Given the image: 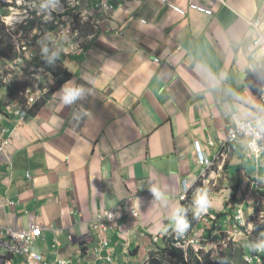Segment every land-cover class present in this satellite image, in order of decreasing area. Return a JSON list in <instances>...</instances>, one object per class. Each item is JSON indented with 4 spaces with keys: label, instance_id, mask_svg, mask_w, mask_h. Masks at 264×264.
<instances>
[{
    "label": "crops",
    "instance_id": "1",
    "mask_svg": "<svg viewBox=\"0 0 264 264\" xmlns=\"http://www.w3.org/2000/svg\"><path fill=\"white\" fill-rule=\"evenodd\" d=\"M96 17V34L64 61L71 78L34 113H0V228L45 225L34 244L45 258H90L78 243L90 219L125 199L138 215L110 231L114 254L159 239L205 167L195 141L215 159L232 115L251 120L262 108L264 56L246 47L251 20L264 30V0H125ZM66 89L81 91L65 102ZM223 151L213 169L244 195L249 217L264 187L245 162L262 159L245 154L244 139Z\"/></svg>",
    "mask_w": 264,
    "mask_h": 264
},
{
    "label": "rangeland",
    "instance_id": "2",
    "mask_svg": "<svg viewBox=\"0 0 264 264\" xmlns=\"http://www.w3.org/2000/svg\"><path fill=\"white\" fill-rule=\"evenodd\" d=\"M79 0H74V3ZM73 8L71 0H0V27L1 22L5 26L11 27L13 30L17 28L20 24H27L26 20H34L36 17H43V21L55 19L57 24V30L53 36L49 35L47 38L40 37L42 40L52 42V38L55 39L53 42L52 51L48 52V47L40 48L41 45L35 47V43L32 40H29L35 34H38L39 31L35 27L30 30H19L18 36L26 35L28 39L18 38V36H11L12 42L18 50L19 55L24 53L25 56L31 58L32 56H37L36 63L44 64V68H39L30 61L25 60H15V61H6L0 58V81L7 82L11 81L16 77H29V82H33V79H36L37 82H33L32 88L26 90L27 94L32 96L41 97L49 90V88L55 84L57 77H54L52 74L53 71H60L64 68L63 61H66L67 55L79 49V46L86 44L93 36L94 23L92 20H88V17L81 15V13H76L78 15V21H76V29L72 23L73 16L71 13L67 14L70 9ZM73 27V28H72ZM29 40V41H28ZM52 53V54H50ZM22 69H27V72H24ZM59 77V76H58ZM6 93L5 88L0 87V98H4ZM247 152L245 151V154ZM246 163L244 169L247 172H250L259 179L264 178V158H262L260 164L255 162ZM253 163V168L251 164ZM240 164V163H239ZM240 166H233L231 168V177L233 181H236L239 178ZM210 175L204 176L200 179V184L195 188L196 191H203V194H207L208 205L207 209L222 210L226 205L227 200L231 196L232 184L227 178V174L224 172V169L217 172V170L212 169ZM217 172V173H214ZM214 189V190H213ZM215 189H220L216 191ZM254 195L253 206L257 205V197L259 195ZM243 194H237L238 203L239 200L242 202ZM262 199V198H261ZM198 207V206H197ZM206 209V210H207ZM258 211H253L251 215L259 214L258 221L264 222V207L258 206ZM199 210V208H198ZM201 211V210H200ZM205 211H202L204 213ZM251 215L247 217V214L244 213L245 218V227L250 231L253 228V222L250 219ZM247 217V218H246ZM227 236L221 242L226 246L229 241L244 243L245 234L243 232H236L235 228L228 225L227 227ZM202 228L196 231V236L193 238V243L195 244V250L203 247L204 251L211 250V255H216L220 251L219 240L216 238L215 233L212 234L210 238L201 237ZM218 233V232H217ZM196 238H199V241H196ZM140 246L139 252L135 254H123L120 258L119 255H114L113 264H141L143 260L148 255V251L155 247V243L149 238H145L144 241L138 243ZM135 246H132L131 249H134Z\"/></svg>",
    "mask_w": 264,
    "mask_h": 264
},
{
    "label": "trees",
    "instance_id": "3",
    "mask_svg": "<svg viewBox=\"0 0 264 264\" xmlns=\"http://www.w3.org/2000/svg\"><path fill=\"white\" fill-rule=\"evenodd\" d=\"M69 13L73 16L72 23L74 27L77 28V11L72 8L67 12V14ZM25 22L27 24H20L17 28H14V30L1 22V59L13 61L18 58V52L12 42L11 36H18L19 30H28L25 33L27 34L36 27L41 34H47L48 32H53L57 28L55 19H46L43 21V17H36L32 21L26 20ZM25 37L26 35L18 36V38L21 39ZM36 60L37 57H32L27 61H30L29 63H33L36 66H41L39 63H36ZM22 70L27 72V69ZM53 74L57 77L55 84L49 88L45 95L32 104L29 109L30 113H34L41 108L50 98L51 94L71 77V73L66 68H64L62 76L60 77H58L60 74L58 71L53 72ZM28 79V76L23 78L16 77L11 80V83L8 82L6 84L0 81V86L9 88L5 101L0 99V110H2V106L7 103L17 102L21 107L26 106L27 97L25 92H20L24 91L28 86H33V82H36V79H33V82L30 83V79ZM198 184H200L199 179L195 183V187L190 189L186 197L181 200L180 209L177 213V215H181L186 219L188 227L181 231L174 225L155 243V247L148 251V255L141 264H264V222L260 223L258 221V213L251 215L250 219L253 222V228L248 231L245 225L240 224L235 218L239 208L237 187L232 186L231 196L222 210L212 209L207 214L202 215L201 211L194 209L196 200L199 196L203 195V191H194ZM257 208L255 211H258ZM229 224L245 234L244 243L241 244L240 242L229 241L228 244L224 246L221 241L227 236L226 232ZM200 228H202L203 237L206 238H210L212 234L216 232L215 236L219 240L220 245V251L216 255H211V250L204 251V249H202L203 247L195 250L192 243L184 247L185 242L192 239L195 232ZM136 250L137 248H134L131 254H135ZM246 257L251 258V261H248Z\"/></svg>",
    "mask_w": 264,
    "mask_h": 264
},
{
    "label": "built area",
    "instance_id": "4",
    "mask_svg": "<svg viewBox=\"0 0 264 264\" xmlns=\"http://www.w3.org/2000/svg\"><path fill=\"white\" fill-rule=\"evenodd\" d=\"M97 5L101 9L111 10L113 8L109 0H98ZM79 3V2H76ZM254 30V36L247 45L248 51L258 50L264 56V30L260 21L254 19L249 22ZM257 89L261 97L262 108L260 113L251 120L240 119L236 113L232 115L233 123L227 129V136L220 142L221 148L226 145H237L241 139L245 140L248 157H252L256 162L264 156V77L255 71ZM209 145H214L213 140H209ZM254 145V147H253ZM195 149L198 155V162L205 165L203 173L214 161L206 158L201 151V145L195 141ZM264 183V179H262ZM123 209L125 211H123ZM128 213L136 216L137 210L130 201L111 209L99 212L88 224V229L82 234L80 241L91 255V259L78 258L75 261L69 258L55 257L45 258L41 252L35 249V241L42 236L47 227L35 222L30 218L26 227L14 229L7 227L0 230V264H14V260L21 261L22 264H111L112 251L109 245V230L117 225V219L121 214ZM235 218L239 223H243L242 210H238ZM193 241V240H191ZM127 246V242L123 244ZM82 253V250H79Z\"/></svg>",
    "mask_w": 264,
    "mask_h": 264
},
{
    "label": "clouds",
    "instance_id": "5",
    "mask_svg": "<svg viewBox=\"0 0 264 264\" xmlns=\"http://www.w3.org/2000/svg\"><path fill=\"white\" fill-rule=\"evenodd\" d=\"M117 1H125V0H117ZM117 1L116 0H109V2L112 4V6H113V8L111 9V10H103V9H101V8H99V6L97 5V3L99 2L98 0H79L78 2L79 3H74V0H71V4L73 5V9H75L76 11H77V13H81V15H83V16H86V17H88V20H92V22L94 23V31H93V35L94 34H96V30H95V28H96V26H97V23L99 22L98 21V18L96 17V15L98 14V13H102L103 15H105V16H110V14L115 10V8H116V6H117ZM252 21V20H251ZM58 27V26H57ZM73 28V27H72ZM76 29V28H75ZM57 30V28L53 31V32H48L47 34H41L40 32L38 33V34H35L34 36H32L29 40H32L34 43H35V47L37 46V45H41L40 46V48H45V47H48V52L50 51V49H51V51H52V49H53V42H54V40L55 39H51L52 40V42H48L47 41V39L44 41V40H42V38H44V37H48L49 35H51V36H53V34L55 33V31ZM39 31V30H38ZM37 35V36H36ZM27 37V36H26ZM22 38L21 40H23V39H28V38ZM40 37H42L41 39H40ZM28 40V41H29ZM85 45V44H84ZM84 45H82V46H79V49H81L82 50V47H84ZM16 48V47H15ZM16 50H17V48H16ZM17 52H18V50H17ZM68 56H69V54L67 55V58H68ZM32 57H37V56H32ZM31 57V58H32ZM31 58H29V57H27V56H25L24 55V53H21V55H19V53H18V58H16V59H14L13 61H15V60H25V61H27V60H29V59H31ZM38 58V57H37ZM63 63H64V61H63ZM41 66H38L39 68H44V64H40ZM64 68H66L65 66H64ZM64 68L62 69V70H60V71H58L60 74H59V77L60 76H62V71L64 70ZM67 69V68H66ZM68 70V69H67ZM69 71V70H68ZM53 72H56V71H53ZM52 72V73H53ZM70 72V71H69ZM71 73V72H70ZM53 76H54V74H52ZM1 76V75H0ZM55 77V76H54ZM71 78V77H70ZM69 78V79H70ZM68 79V80H69ZM67 80V81H68ZM8 82H10L11 83V81H7V82H3V83H8ZM36 82H37V80H36ZM35 82V83H36ZM66 82V81H65ZM64 82V83H65ZM63 83V84H64ZM63 84H61V86L63 85ZM60 86V87H61ZM1 88H5L6 89V93H5V96H4V98H0V99H2V100H4L5 101V99H6V95L8 94V87H5V86H0ZM59 87V88H60ZM30 88H32V86H28V87H26L25 88V90L24 91H21L20 93H23V92H25V95H26V97H27V102H26V106H24V107H21L17 102H15V103H7V104H4L3 106H2V110H0V113H2L3 111H4V109L6 108V107H15V112L18 114V115H21V116H23V115H28L30 112V107L32 106V104L36 101V100H38L40 97H36V96H32V95H30V94H27L26 93V90L28 89H30ZM58 88V89H59ZM58 89H56L54 92H56ZM80 91H81V89H66V94H65V96H64V99H65V102H70L72 99H74L76 96H78L79 94H80ZM29 93H30V90L28 91ZM53 92V93H54ZM53 93L51 94V96L53 95ZM50 96V97H51ZM42 97V96H41ZM50 99V98H49ZM47 102V101H46ZM17 108V109H16ZM6 112V111H5ZM199 142V141H198ZM200 143V142H199ZM214 144H215V141H214ZM194 145H195V143H194ZM226 146H231V148H234L236 145H231V144H229V145H226ZM226 146L225 147H223V148H221V152L218 154V155H216V157H215V159L213 158V159H211V160H213L214 161V163L209 167V168H207L206 170H205V173H203V170H202V173H201V175H200V177L198 178L199 180L200 179H202V178H204V176H206L207 174H208V171L210 170V169H213V168H216V163L218 162V158L219 157H221V156H223L224 155V148H226ZM253 147H254V145H253ZM245 148H246V152H247V147H246V144H245ZM3 149V145H0V150H2ZM196 150V149H195ZM197 153V152H196ZM246 155H247V153H246ZM198 156V155H197ZM248 156V155H247ZM264 157V156H263ZM263 157H261L260 159H259V161L263 158ZM259 161H258V163H259ZM204 168H206V167H204ZM262 179H264V178H262ZM262 179H259V180H257L256 182H257V185H259V186H261V187H264V183L262 182ZM197 182V181H196ZM195 182V183H196ZM185 194L183 195V197H181V200H183L185 197H186V195H187V192L190 190V189H192L193 187H195V184L193 185V187L191 186H188L187 187V184H185ZM153 191H155V189H153ZM195 192H199V191H196V190H194ZM259 192V191H258ZM258 192H256L255 194H257V195H259L258 194ZM260 198H261V196L259 195L258 197H257V205L259 204V200H260ZM126 200H128V199H125V200H123V201H121L118 205H115V206H113V207H116V206H119L120 204H125L126 203ZM130 202L132 203V201L130 200ZM132 205L134 206V204L132 203ZM207 205H208V197H207V194L205 193V194H203V195H201V196H199L198 197V199L196 200V205L194 206V209H197L198 210V208H199V211L201 210V212L202 211H205L204 213H202V215H204V214H207L210 210H212V209H210V210H208L207 209ZM198 206V207H197ZM113 207H110V208H105V209H102L100 212H102L103 210H106V209H111V208H113ZM242 207H243V202H239V208H238V210L240 209V210H242ZM256 207H258V206H256ZM134 208H135V206H134ZM136 209V208H135ZM207 209V210H206ZM137 210V209H136ZM123 211H125L124 209H123ZM137 212H138V210H137ZM98 214V213H97ZM96 214V215H97ZM242 214H243V223H240V224H242V225H245V218H244V212H243V210H242ZM95 215V216H96ZM129 216V217H134L133 215H130V214H128V213H124V214H121V216L120 217H118V219H117V225L115 226V227H113V228H117L118 226H119V220H120V218L122 217V216ZM138 215V214H137ZM136 215V216H137ZM94 216V217H95ZM93 217V218H94ZM92 218V219H93ZM29 220V219H28ZM91 220V219H90ZM205 220H206V218H205ZM175 221H176V224H175V226H176V228L178 229V230H184V229H186L187 227H188V223H187V221H186V219L183 217V216H181V215H176L175 216ZM90 222V221H89ZM229 226H230V224H229ZM231 227V226H230ZM233 227V226H232ZM113 228H111L110 230H109V234H108V238H109V245H110V250L112 251V249H111V243H110V231L113 229ZM0 230H2V228H0ZM228 230V229H227ZM235 230H236V232H241V231H239V230H237V228H235ZM196 233V232H195ZM164 234H162L161 235V237L163 236ZM196 236V234H194V236H193V238ZM160 237V238H161ZM201 237H203L202 235H201ZM70 238H71V235H70ZM159 238V239H160ZM193 238L192 239H190V240H188V241H186L185 242V244H184V247H186L187 245H189L190 243H192L193 245H194V247H195V244L193 243V241H191V240H193ZM159 239H158V236H153V237H151V241L152 242H154V243H156V242H158L159 241ZM200 239L199 238H196V241H199ZM78 243H79V249H81L82 250V253L81 254H85V253H87V255H89V256H91L88 252H87V250L85 249V247L83 246V244H82V242L79 240L78 241ZM125 242L123 241L121 244H122V247H123V249H127V251H128V244H127V246H124L123 244H124ZM179 244H180V242H179ZM37 249V248H36ZM126 250H125V252H127ZM129 254H131V250H130V253ZM137 254V252H135V255ZM114 252L112 251V262H111V264H113V262H114ZM80 258H82V257H80ZM70 259V258H69ZM86 259H91V257L90 258H86ZM246 259L248 260V261H251V258H249V257H246ZM98 264H103L102 262H98Z\"/></svg>",
    "mask_w": 264,
    "mask_h": 264
}]
</instances>
